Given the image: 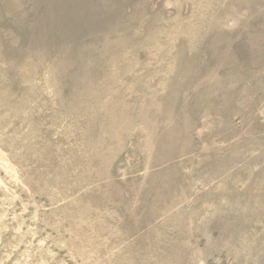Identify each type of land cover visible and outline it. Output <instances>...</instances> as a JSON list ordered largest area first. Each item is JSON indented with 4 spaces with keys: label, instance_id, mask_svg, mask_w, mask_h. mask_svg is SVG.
I'll list each match as a JSON object with an SVG mask.
<instances>
[{
    "label": "rangeland",
    "instance_id": "374dc122",
    "mask_svg": "<svg viewBox=\"0 0 264 264\" xmlns=\"http://www.w3.org/2000/svg\"><path fill=\"white\" fill-rule=\"evenodd\" d=\"M0 264H264V0H0Z\"/></svg>",
    "mask_w": 264,
    "mask_h": 264
}]
</instances>
